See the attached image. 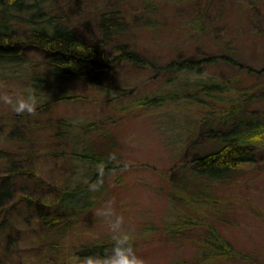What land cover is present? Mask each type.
Masks as SVG:
<instances>
[{
	"label": "rangeland",
	"instance_id": "1",
	"mask_svg": "<svg viewBox=\"0 0 264 264\" xmlns=\"http://www.w3.org/2000/svg\"><path fill=\"white\" fill-rule=\"evenodd\" d=\"M51 3L57 21L80 32L93 28L101 13L119 12L126 23L120 42L152 66L142 68L122 62L103 79L112 92L78 81L55 88L56 92L50 94L32 92L27 81L29 72L24 68L43 72L39 55L28 53L24 68L0 64V147L11 148L16 161L34 169L47 184H57L70 175L72 168L69 148L55 138L57 123L94 122L98 133L107 131L111 136L107 141L93 133L89 140L94 149L109 150L121 165L102 179L103 198L80 216L60 249L43 242L42 232L36 228L30 230L32 227L18 222L16 245L9 253L0 243V264H89L78 260L74 254L77 248L114 240L123 241L127 251L101 264H207L197 258V241L203 229L185 230L179 238L165 234L166 225L188 213L203 214L237 255L216 264H264V148L254 163L233 171L216 189L213 195L217 203L202 202L192 210L179 200L189 196L185 192L177 194L170 177L177 173V180L188 170L181 167L191 156V149L183 156L185 132L199 113L175 104L148 111L129 104L131 99L152 95L161 88L168 77L160 70L166 63L178 57L197 59L223 53L225 45L233 48L242 69L231 70L217 63L205 67L203 76L232 75L245 84L261 81L263 76L251 77L247 71L264 68V0H160L152 2L150 8L147 0ZM196 23L201 26L198 35ZM60 94L71 98L56 99ZM250 110L258 111L264 119V102ZM13 129L29 139L25 148H13L7 141V133ZM207 148L203 146L201 151Z\"/></svg>",
	"mask_w": 264,
	"mask_h": 264
},
{
	"label": "trees",
	"instance_id": "2",
	"mask_svg": "<svg viewBox=\"0 0 264 264\" xmlns=\"http://www.w3.org/2000/svg\"><path fill=\"white\" fill-rule=\"evenodd\" d=\"M158 1L147 0V7ZM51 2L0 0V64L24 68L28 53L39 55L44 66L41 74L24 68L29 72L27 81L32 92L53 94L55 88L78 81L112 92L107 83L103 84V79L122 62L142 68L152 66L128 44L120 42L126 23L119 12L101 13L93 28L80 32L57 21ZM195 28L197 35L201 33L200 23H196ZM222 51L197 59L178 57L166 63L160 69L168 75L161 88L152 95H142L129 102L131 107L144 111L175 104L180 109H194L199 113L185 132L184 140L189 143L186 142L183 156L186 157L189 149L191 156L181 167L188 170L177 180H174L177 173L170 177L175 181L172 189L177 194L185 192L189 196L179 200L192 210L202 202L204 205L217 203L213 195L216 189L228 181L233 171L254 163L260 156V149L264 148V119L258 111L250 110L256 103L264 102V68L247 71L251 77L263 76L257 83H241L232 75L203 76L205 67L217 63L231 70L242 69L230 45H225ZM62 98L71 97L60 94L56 99ZM99 130L94 122L57 123L55 138L67 145L72 163L70 175L57 184L40 180L34 169L13 158L11 148L0 147V243L5 245L6 252L16 245L14 232L18 222H23L26 228L32 227L30 230L36 228L42 232L43 242L52 249H60L80 216L87 214L103 198L102 179L119 170L121 165L109 150L94 149L89 140L93 133L111 140L107 131L98 133ZM6 137L17 149L25 148L29 141L16 129ZM197 138L201 140L198 142ZM203 146L208 147L207 150L201 151ZM197 228L203 229L197 241L200 262L223 263L237 256L203 214L178 216L165 226V234L179 238L185 230ZM125 251L124 242L114 240L83 244L74 254L80 261L101 264ZM246 257L243 255L244 260Z\"/></svg>",
	"mask_w": 264,
	"mask_h": 264
},
{
	"label": "clouds",
	"instance_id": "3",
	"mask_svg": "<svg viewBox=\"0 0 264 264\" xmlns=\"http://www.w3.org/2000/svg\"><path fill=\"white\" fill-rule=\"evenodd\" d=\"M28 99H29V100H32L33 98H32V97H29ZM24 106H25V107H27L28 105H27V104H25Z\"/></svg>",
	"mask_w": 264,
	"mask_h": 264
}]
</instances>
